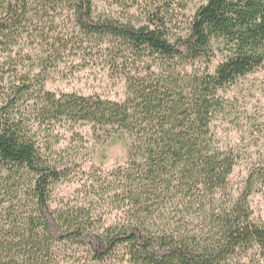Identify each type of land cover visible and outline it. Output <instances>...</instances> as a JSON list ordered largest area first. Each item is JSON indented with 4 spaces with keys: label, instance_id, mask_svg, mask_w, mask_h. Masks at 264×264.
Wrapping results in <instances>:
<instances>
[{
    "label": "trees",
    "instance_id": "trees-1",
    "mask_svg": "<svg viewBox=\"0 0 264 264\" xmlns=\"http://www.w3.org/2000/svg\"><path fill=\"white\" fill-rule=\"evenodd\" d=\"M105 1L146 4V23L101 14ZM71 58L104 60L125 100L48 91ZM263 66L264 0H0V264H64L75 249L105 264H264L250 205L264 164L233 198L237 156L213 132L223 94ZM62 122L128 140V164L94 178L97 201L53 208L73 176L48 159Z\"/></svg>",
    "mask_w": 264,
    "mask_h": 264
},
{
    "label": "rangeland",
    "instance_id": "rangeland-1",
    "mask_svg": "<svg viewBox=\"0 0 264 264\" xmlns=\"http://www.w3.org/2000/svg\"><path fill=\"white\" fill-rule=\"evenodd\" d=\"M97 7L98 12L105 16L126 23L132 22L137 26L144 25L147 20L146 4L130 9L128 6L120 7L114 2L105 1L99 2ZM196 8L193 7V12L189 15ZM219 48L220 44L215 43L211 71L224 60ZM103 61L87 67L81 58H71L56 73L51 74L45 87L58 95H99L104 99L123 102L126 98V84L121 79L111 77L104 70ZM223 96L227 99V105L216 116L213 132L218 148L237 156V166L230 178L228 192L237 199L249 174L264 164V66L229 88ZM51 130L53 137L47 138V142L53 144L56 154L54 157L48 156V159L53 163L59 160L73 169L70 180L53 189L52 207L81 205L85 200L97 201L86 194L87 189L92 186L95 177H105L114 170L127 166L128 140L116 137L102 144L95 140L91 127L83 123L72 125L62 122ZM42 153H48L44 147ZM250 205L253 218L264 222V186L254 192ZM67 254L69 256L64 264H105L92 261L84 249H75Z\"/></svg>",
    "mask_w": 264,
    "mask_h": 264
}]
</instances>
